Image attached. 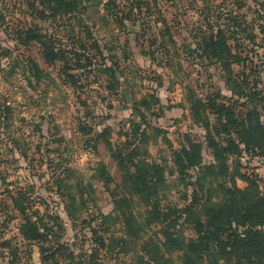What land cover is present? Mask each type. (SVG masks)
<instances>
[{"label": "rangeland", "instance_id": "374dc122", "mask_svg": "<svg viewBox=\"0 0 264 264\" xmlns=\"http://www.w3.org/2000/svg\"><path fill=\"white\" fill-rule=\"evenodd\" d=\"M241 175L264 196V0H0V264H264L196 226Z\"/></svg>", "mask_w": 264, "mask_h": 264}, {"label": "trees", "instance_id": "16d2710c", "mask_svg": "<svg viewBox=\"0 0 264 264\" xmlns=\"http://www.w3.org/2000/svg\"><path fill=\"white\" fill-rule=\"evenodd\" d=\"M47 49L51 51L53 60L55 57L53 48L48 47ZM255 95H260L259 91L255 93ZM227 111L228 109L223 106L221 112L224 113ZM227 118L230 122L229 129H227L228 126L225 123L222 125V128L223 131L227 132L230 136L233 132H239L241 130L240 128H242L244 132H247V130H249L248 126L250 125L252 127L249 117L247 119H241L240 123L239 119L233 116L229 115ZM192 147L191 149L184 147V149L179 151V161L184 158V155L186 156L184 162H177L178 167L182 170L186 171L201 163L199 154L196 157L192 155V150L194 149L196 151L195 146L193 145ZM209 168L210 167H208V169ZM218 168L221 167L218 166ZM236 178L235 176L230 177V183L234 186L233 188H228L230 194L229 203L218 209H213L214 207L211 208L207 214L206 221L199 219L195 220V222H197L196 226L199 227L200 233H198L201 235L202 240L205 241V245H208L211 240H221V238L226 237L233 248L244 250L247 249L249 243L254 244L260 238L259 236H264V232L255 229L258 225H264V196L258 193V190L254 191L256 184L247 175H241L239 177L248 182V186L245 188H240L236 185ZM256 217H258L257 221L255 220ZM28 226L32 229L34 237L39 238L41 236L37 226L31 223H28ZM236 226H239L240 229H236ZM242 227L248 228L240 233L239 231H242Z\"/></svg>", "mask_w": 264, "mask_h": 264}]
</instances>
